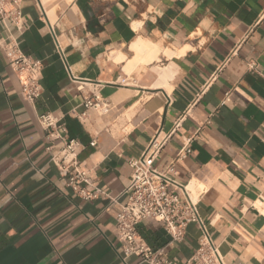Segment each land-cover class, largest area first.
<instances>
[{
	"label": "crops",
	"instance_id": "crops-1",
	"mask_svg": "<svg viewBox=\"0 0 264 264\" xmlns=\"http://www.w3.org/2000/svg\"><path fill=\"white\" fill-rule=\"evenodd\" d=\"M12 38L43 64L33 102L4 49ZM145 40L161 53L143 63L132 46ZM94 94L107 111L85 108ZM44 113L82 143L77 167L95 197L54 162L63 143ZM166 136L155 166L189 143L174 177L197 190L226 264H264V0H22L21 24L0 23V264H124L116 223L130 160ZM138 230L172 264L202 237L196 223L181 242L151 219Z\"/></svg>",
	"mask_w": 264,
	"mask_h": 264
},
{
	"label": "built area",
	"instance_id": "built-area-1",
	"mask_svg": "<svg viewBox=\"0 0 264 264\" xmlns=\"http://www.w3.org/2000/svg\"><path fill=\"white\" fill-rule=\"evenodd\" d=\"M40 8L42 15H47L43 4ZM7 20H12L18 26L21 24L22 0H0V23ZM4 49L11 67L20 74L21 96L33 102L42 94V61L23 54L13 38L5 43ZM57 50L64 55L59 42ZM84 106L86 109L108 110V104L96 94L87 97ZM38 120L42 127L49 130L48 138L60 139L63 143L53 160L61 173L68 177L69 185L86 198L95 197L82 187L84 183L89 185V178L85 171L77 167L82 143L68 137L66 126L53 114H41ZM168 137H154L141 156L130 160L133 173L123 191L127 195V201L121 205L116 223V236L122 248L121 260L124 264H131L128 259L136 256L139 264H172L161 250H154L139 233L138 225L151 219L160 223L175 242H181L186 237L190 224L200 226L202 237L199 246L184 264H226L219 246L212 240L199 214L198 203L193 199L188 184L174 177L177 174L175 162L184 159L191 151L189 143L179 151L167 170H160L155 166V160Z\"/></svg>",
	"mask_w": 264,
	"mask_h": 264
},
{
	"label": "bare ground",
	"instance_id": "bare-ground-1",
	"mask_svg": "<svg viewBox=\"0 0 264 264\" xmlns=\"http://www.w3.org/2000/svg\"><path fill=\"white\" fill-rule=\"evenodd\" d=\"M48 1L49 0H43V3L46 5L48 3ZM167 47H169V46H167ZM186 48H189V46H187ZM132 49H134L136 51L137 55H138V56L136 55L138 57V58L136 57L137 58V61H140V62L143 61V63H145L147 61H151L154 58H157L158 57V54L161 53V48H159L158 46L153 45V44H151L149 42H146V40L145 41L138 42V43H135L132 46ZM163 52H165V51H163ZM177 52H179V51H177ZM167 53H168V55H170L169 52H167ZM166 71H167L166 69H160L159 70L160 75L162 77H164V79L168 78V74L166 73ZM159 84H162V83H159ZM189 189L193 191V194L192 195H193V197L195 199V194H196V191L197 190H195V188H194L193 185H191L189 187Z\"/></svg>",
	"mask_w": 264,
	"mask_h": 264
}]
</instances>
